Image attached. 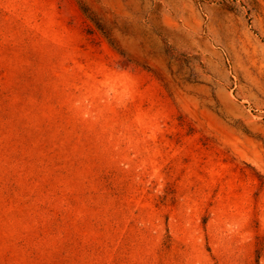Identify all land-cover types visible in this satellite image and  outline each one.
<instances>
[{"label":"rangeland","instance_id":"1","mask_svg":"<svg viewBox=\"0 0 264 264\" xmlns=\"http://www.w3.org/2000/svg\"><path fill=\"white\" fill-rule=\"evenodd\" d=\"M0 264H264V0H0Z\"/></svg>","mask_w":264,"mask_h":264}]
</instances>
